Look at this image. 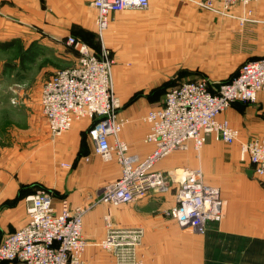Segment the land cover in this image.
<instances>
[{
	"label": "crops",
	"instance_id": "1",
	"mask_svg": "<svg viewBox=\"0 0 264 264\" xmlns=\"http://www.w3.org/2000/svg\"><path fill=\"white\" fill-rule=\"evenodd\" d=\"M91 1L0 0V241L25 223V198L45 189L55 196L56 205L65 199L71 207L87 208L83 218L87 241L84 258L90 264H113L97 246L105 236L104 217L108 212L98 198L101 187L119 176V166L95 154L88 135L91 122L87 119L75 121L59 138L52 139L48 134L40 92L43 83L64 67L49 66L45 54L49 51L55 61H62L63 49H71L75 57L69 67L78 55L64 44L66 37L85 43L96 54L103 45L114 52L112 78L117 99L159 97L161 102L155 108L162 103L163 91L155 95L154 90L150 91L152 86L197 78L221 82L234 74L243 61L264 56V1L251 2L247 9L252 21L240 25L235 17L199 8L194 1L201 0H183V4L180 0H151L144 10L111 13L99 48L93 44L99 31ZM63 3L73 5V17L63 16L59 10ZM32 4L34 10L40 7L37 14H30ZM48 4L53 5L54 14L48 13ZM231 13L239 17L242 9L233 7ZM164 15L179 16L171 27H161L160 17ZM13 49L20 53L15 59L2 54ZM25 67H32L35 74H10ZM260 98L264 94L258 95L256 102ZM256 102L233 103L222 117L232 115L228 111L234 105ZM119 114L141 118L143 110L136 103L122 111L120 108ZM146 132L147 125L132 122L121 131L120 138L128 144L131 154L144 157L152 149L144 142ZM240 135L242 139L256 136ZM230 146L236 151L217 155L218 162L240 163L250 172L244 168L242 172H228L220 184L207 181L220 190L224 214L203 230L182 228L173 218L163 216V210L175 205L172 190L152 193L120 209L111 208L114 223L143 228L140 251L147 258L145 264H264V187L251 165L240 160L238 145ZM165 165L161 162L157 169L165 171Z\"/></svg>",
	"mask_w": 264,
	"mask_h": 264
},
{
	"label": "built area",
	"instance_id": "2",
	"mask_svg": "<svg viewBox=\"0 0 264 264\" xmlns=\"http://www.w3.org/2000/svg\"><path fill=\"white\" fill-rule=\"evenodd\" d=\"M151 0H92L99 33L109 24L111 13L147 9ZM257 0L194 1L211 13L237 18L240 25L252 21L247 6ZM239 6L242 14L233 16ZM64 44L77 52L76 62L56 70L41 88L40 106L52 139L61 137L75 121L91 122L88 135L94 152L104 162H116L119 176L101 187L98 202L107 207L105 236L97 243L113 264H142L144 230L113 222L111 208L140 201L152 193L174 189L175 205L167 213L182 228L201 231L220 221L224 201L220 190L205 182L201 169L164 172L157 165L173 152L200 151L211 137L227 145L237 144L239 158L247 161L264 187V137L242 139L240 131L222 117L233 103H255L264 94V56L243 61L224 81L205 78L176 81L169 86L160 105L141 120L147 125L144 142L152 149L144 156L129 152L120 138L131 119L119 114L121 105L113 92L114 61L103 45L99 54L72 36ZM26 221L2 236L0 264H90L84 258V206L71 207L65 199L56 205L50 191L38 189L25 198Z\"/></svg>",
	"mask_w": 264,
	"mask_h": 264
},
{
	"label": "rangeland",
	"instance_id": "3",
	"mask_svg": "<svg viewBox=\"0 0 264 264\" xmlns=\"http://www.w3.org/2000/svg\"><path fill=\"white\" fill-rule=\"evenodd\" d=\"M264 0H261L259 3H261ZM180 4H183V0H180ZM49 5V4H48ZM33 6V4H32ZM47 6V5H46ZM41 8H46L42 7ZM49 9V14H54V8L52 6H47ZM52 8V10H51ZM73 5L72 4H61L59 6V10L62 12L64 17H67L68 19L73 17L75 14L74 10L72 9ZM201 8V7H199ZM32 11H30L31 15L37 14V12L40 10L36 9L34 10V6L32 7ZM203 9V8H201ZM205 10V9H204ZM86 13V12H85ZM179 15H167V16H162L160 17V26L161 27H171L172 21L177 18ZM175 22V21H173ZM73 25V24H72ZM75 27V26H74ZM75 30V29H74ZM105 32V31H104ZM103 32V33H104ZM103 35V34H102ZM100 36L101 34H97L95 36V41H93L94 46L96 48L99 45L100 41ZM99 48V47H98ZM107 49V48H106ZM108 50V49H107ZM101 51V48H100ZM63 60L58 61L54 59L53 55H51V52L47 51L45 54L47 58L44 60L48 61L51 66L56 67L58 69L59 67H67L71 62L73 61V56L75 57L74 51L71 49H63ZM73 53V55H72ZM100 53V52H99ZM110 58L114 61V52L113 51H108ZM6 57H9V59H15L20 53L18 50L13 49L10 51H5L2 53ZM33 62V59H31ZM240 62L242 59L239 60ZM43 64V62H41ZM12 69H10L8 72H10ZM9 74V73H8ZM10 74H16L19 76L25 75H34L35 70L32 67H25L23 69H17L15 72H12ZM159 87V86H158ZM151 88V89H150ZM146 88V90L150 91L154 90V94L160 96L162 90H157V87H150ZM153 95V94H152ZM152 99L149 100H120L119 103L121 105V111L124 110L125 108L131 107L134 104L138 103L142 110L143 114L141 115L142 117L149 111L150 108L153 109V106L156 104L160 103L161 100H158V98L153 99V96H151ZM153 104V105H152ZM151 110V109H150ZM228 112H232V115L227 116V120L230 122L231 125L236 126L238 130L242 133V136H250V135H256V136H264V98L258 99L256 104L250 105V106H239V105H234ZM141 117V118H142ZM129 118V117H128ZM140 117L137 118H129L131 119V123H139L144 125L145 123L141 120ZM146 125V124H145ZM231 150L236 151L234 146H230L227 144H224L222 142L215 141L211 137L208 139L206 144L201 148L200 151H194L191 149L183 150V151H177L173 152L171 155L167 156L165 159H163L164 163H167L165 165L166 169L164 172H169V171H174L177 169L179 172L185 169H201V171L204 174V180L207 183V181L211 183H224V178L226 173L228 172H242L243 168L246 170L247 166L241 165L240 163L237 165L233 164H220L216 158L217 155H230ZM160 162V163H161ZM64 166H66L64 164ZM249 170V168L247 169ZM246 170V171H247ZM250 172V170H249ZM70 173V170L68 171ZM69 177V176H68ZM174 191V189H172ZM125 207V205L117 207L116 209H120ZM173 207V206H172ZM115 209V210H116ZM170 211L168 210H163L162 214L166 218H173L171 215H169L167 212ZM174 219V218H173ZM176 220V219H174ZM142 255V264H145L147 258L144 256L145 253H141ZM110 258V256H109ZM111 260V258H110ZM112 262V261H111Z\"/></svg>",
	"mask_w": 264,
	"mask_h": 264
},
{
	"label": "trees",
	"instance_id": "4",
	"mask_svg": "<svg viewBox=\"0 0 264 264\" xmlns=\"http://www.w3.org/2000/svg\"><path fill=\"white\" fill-rule=\"evenodd\" d=\"M3 46H7V44H3ZM233 75V74H232ZM231 75V76H232ZM230 76V77H231ZM229 78V77H228ZM176 83V81L174 80V81H172L171 83H168V84H166V85H164V86H160V87H157L158 89L157 90H162L163 91V94H164V92H165V90L169 87V86H172V85H174ZM132 101V100H131ZM233 105V104H232ZM231 105V106H232ZM53 197H55L54 195H53ZM62 200V199H61Z\"/></svg>",
	"mask_w": 264,
	"mask_h": 264
}]
</instances>
